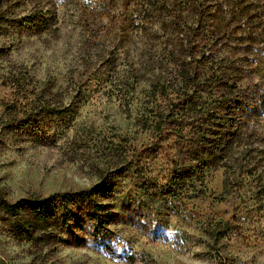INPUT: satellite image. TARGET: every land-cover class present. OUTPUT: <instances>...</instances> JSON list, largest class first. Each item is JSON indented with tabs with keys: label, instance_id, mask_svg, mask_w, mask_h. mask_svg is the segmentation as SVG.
Returning <instances> with one entry per match:
<instances>
[{
	"label": "rangeland",
	"instance_id": "rangeland-1",
	"mask_svg": "<svg viewBox=\"0 0 264 264\" xmlns=\"http://www.w3.org/2000/svg\"><path fill=\"white\" fill-rule=\"evenodd\" d=\"M108 180L110 237L0 208V264H264V0H0V191Z\"/></svg>",
	"mask_w": 264,
	"mask_h": 264
},
{
	"label": "trees",
	"instance_id": "trees-1",
	"mask_svg": "<svg viewBox=\"0 0 264 264\" xmlns=\"http://www.w3.org/2000/svg\"><path fill=\"white\" fill-rule=\"evenodd\" d=\"M29 21H32L30 23H34L33 19ZM195 84V78L191 84H188V88H192V94L185 92L184 95H179V98L183 100L186 106L192 105V103L195 102ZM66 111V109L61 110L59 108L48 109V112H50L52 116L64 115L65 117L68 115ZM211 116V122L216 121L217 123H221L226 121L219 113H212ZM29 123L30 121L26 120L25 125L27 126ZM165 126V123L161 124V129ZM229 143L232 145L233 140ZM201 144H203V142H201ZM218 145L213 144L212 151H210L208 146L205 147L201 145L203 149H205V154L207 151L210 152L204 155L201 161L208 164V162H205V159L217 157ZM175 173L176 181L179 183L180 181L185 182L189 176L191 177L197 174L198 171L194 166H187L186 169L178 170ZM110 182L111 180H108L105 184H97L89 189L54 192L48 196H31L22 198L16 202H10L0 191V208L14 217L16 232L27 239L34 238L37 231L44 234L48 230L52 232L56 228L68 229L71 220L76 216V210L84 208L86 213L90 215V218H93L97 222V236L107 238L110 237L108 223L111 221V213L109 210H106L105 205L101 203L97 197L98 195L105 194L107 191L110 193L111 190L108 188Z\"/></svg>",
	"mask_w": 264,
	"mask_h": 264
}]
</instances>
